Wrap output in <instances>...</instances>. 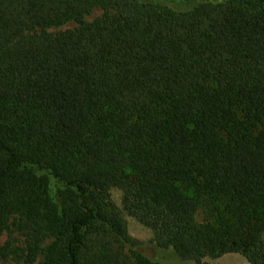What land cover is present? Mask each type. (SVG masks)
I'll list each match as a JSON object with an SVG mask.
<instances>
[{"label":"trees","instance_id":"16d2710c","mask_svg":"<svg viewBox=\"0 0 264 264\" xmlns=\"http://www.w3.org/2000/svg\"><path fill=\"white\" fill-rule=\"evenodd\" d=\"M160 1L0 0V235L18 211L37 245L44 174L63 180L45 264H115L116 239L140 243L114 187L183 259L264 264V0ZM206 194L219 215L198 222Z\"/></svg>","mask_w":264,"mask_h":264},{"label":"rangeland","instance_id":"374dc122","mask_svg":"<svg viewBox=\"0 0 264 264\" xmlns=\"http://www.w3.org/2000/svg\"><path fill=\"white\" fill-rule=\"evenodd\" d=\"M157 1V0H143ZM207 0H172L160 1L164 5L171 6L178 10H189ZM104 10L95 8L91 13L86 14L83 19L90 21L102 15ZM77 19H71L60 25L48 27L49 31H58L65 28H73L78 25ZM44 179L48 183V193L45 201L41 205L43 213L44 235L43 239L36 245L25 230L20 212L11 214L6 228L0 235V264H45L44 250L54 240V228L60 221L65 204V182L58 177L44 174ZM114 201L123 209L128 222L131 235L140 241L137 245L125 243L116 239L112 243V252L115 254V264H136L138 257L158 261L162 264H194L193 260L183 259L173 247L164 248L157 244L154 230L131 214L124 205V191L118 187L112 189ZM193 196L196 198L195 194ZM213 198V197H212ZM198 207L195 219L198 222L217 220L219 215L218 206L221 203L213 201L207 194L197 197ZM264 238V235H263ZM36 242V241H35ZM32 244H35L34 246ZM206 260L213 263L225 264H251L247 256L242 252H228L217 258L206 257ZM122 262V263H121Z\"/></svg>","mask_w":264,"mask_h":264}]
</instances>
